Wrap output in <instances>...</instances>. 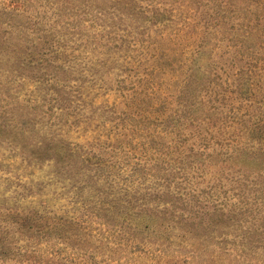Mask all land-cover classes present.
<instances>
[{
    "label": "rangeland",
    "instance_id": "374dc122",
    "mask_svg": "<svg viewBox=\"0 0 264 264\" xmlns=\"http://www.w3.org/2000/svg\"><path fill=\"white\" fill-rule=\"evenodd\" d=\"M0 264H264V0H0Z\"/></svg>",
    "mask_w": 264,
    "mask_h": 264
}]
</instances>
